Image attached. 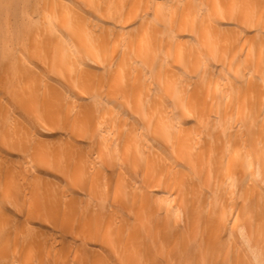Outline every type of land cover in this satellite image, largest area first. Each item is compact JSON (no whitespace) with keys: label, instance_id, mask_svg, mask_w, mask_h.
I'll return each mask as SVG.
<instances>
[{"label":"bare ground","instance_id":"bare-ground-1","mask_svg":"<svg viewBox=\"0 0 264 264\" xmlns=\"http://www.w3.org/2000/svg\"><path fill=\"white\" fill-rule=\"evenodd\" d=\"M0 264H264V0H0Z\"/></svg>","mask_w":264,"mask_h":264}]
</instances>
